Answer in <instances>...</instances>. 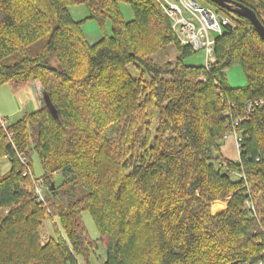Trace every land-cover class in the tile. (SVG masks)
<instances>
[{"label": "trees", "instance_id": "1", "mask_svg": "<svg viewBox=\"0 0 264 264\" xmlns=\"http://www.w3.org/2000/svg\"><path fill=\"white\" fill-rule=\"evenodd\" d=\"M119 1L0 0V86L38 80L56 114L43 100L5 126L0 118V158L10 162L0 175V264H90L97 239L81 220L84 210L105 246L102 264L260 258L264 107L237 125L238 161L222 154L221 143L231 118L264 96V42L234 15L215 39L210 66L187 64L196 50L177 39L157 0H126L128 21ZM229 1L252 9L264 25V0ZM69 4H84L99 22L109 18L111 33L89 43ZM168 44L175 59L155 63L150 56ZM234 64L243 86L227 82ZM129 65L147 77H135ZM116 121L112 142L106 129ZM34 152L39 178L30 166ZM35 179L43 201L26 188ZM53 217L61 230L41 237L43 221Z\"/></svg>", "mask_w": 264, "mask_h": 264}, {"label": "rangeland", "instance_id": "2", "mask_svg": "<svg viewBox=\"0 0 264 264\" xmlns=\"http://www.w3.org/2000/svg\"><path fill=\"white\" fill-rule=\"evenodd\" d=\"M204 1V0H202ZM208 4L206 1H204ZM119 8L124 20H131L133 17L131 6L125 1H119ZM210 5V4H209ZM68 10L71 13V16L74 20H80L81 28L83 34L89 43H93L98 40L104 34H110L112 23L109 18L104 19L102 22H99L97 19L88 17V9L84 4H69ZM236 16V15H235ZM232 24L235 22V18L230 16ZM264 20V17H263ZM177 51L173 44L166 45L162 50L155 51L150 57L151 59L158 64H163L167 61H173ZM187 64L192 65H203L205 63V52L203 49L196 50L192 55H190L186 60ZM51 63L54 65L56 63L55 59L51 60ZM128 70L135 77L146 78L147 75L145 72H142V68L136 65H129ZM226 79L229 85L231 86H243L245 84V75L240 67V65L234 64L226 69ZM33 83V84H32ZM37 85L41 90L35 92ZM42 84L38 80L29 81L26 83L18 84L15 82L5 83L0 86V118L3 119V123L9 124L18 120L20 117L24 116L27 113L32 112L39 108V103L42 105L44 100V95L42 93ZM157 120L153 122L155 125ZM5 126V125H4ZM121 123L117 122L114 125H110L106 129L107 136L111 139L110 141L114 142L117 139V134H119ZM232 139V138H230ZM228 138L223 139L221 143V149L225 152L230 158L234 161L239 160L238 151L236 152L235 148L232 150L226 149V141ZM233 140V139H232ZM120 149H125L123 145L118 144ZM31 171L35 178H39L42 175V169L39 163L36 152L32 153L30 161ZM217 165V164H216ZM10 168V162L6 157L0 158V175L5 174ZM236 174L232 175V178L235 179ZM57 178V177H56ZM59 179H56L58 182ZM32 184H27L26 188L30 189ZM83 224L89 233L88 235L97 239V246L95 251L90 256V264H102L104 261V245L99 240L97 228L93 222V219L90 213L84 210L81 213ZM56 230H61V227L57 221V217H53L51 220L46 218L43 221L41 228V237L46 235H55L58 233Z\"/></svg>", "mask_w": 264, "mask_h": 264}, {"label": "built area", "instance_id": "3", "mask_svg": "<svg viewBox=\"0 0 264 264\" xmlns=\"http://www.w3.org/2000/svg\"><path fill=\"white\" fill-rule=\"evenodd\" d=\"M164 13L169 17L171 26L177 39L185 45H190L194 50L203 49L205 52L204 66L208 68L214 61L213 46L215 39L223 30L232 26L231 12H223L206 4L202 0H157ZM228 26V27H227ZM264 107V96L248 100L243 108V113H237L231 118L230 128L223 139L232 138L239 153L241 132L237 125L243 119L242 115H249L254 107ZM26 167L24 174L29 173ZM29 189L38 200L43 201V185L40 180H32ZM262 256L248 264H264V250ZM247 264V263H246Z\"/></svg>", "mask_w": 264, "mask_h": 264}, {"label": "water", "instance_id": "4", "mask_svg": "<svg viewBox=\"0 0 264 264\" xmlns=\"http://www.w3.org/2000/svg\"><path fill=\"white\" fill-rule=\"evenodd\" d=\"M210 1L215 3L218 7L225 9L236 16L246 18L251 23V25L254 27V29L256 30V32L264 42V25L252 9L239 3L237 4L232 3L229 0H210ZM44 101L49 106L50 108L49 110H51L53 115H56L54 109L50 105L49 99L46 96H44ZM52 187H54V185H52Z\"/></svg>", "mask_w": 264, "mask_h": 264}, {"label": "crops", "instance_id": "5", "mask_svg": "<svg viewBox=\"0 0 264 264\" xmlns=\"http://www.w3.org/2000/svg\"><path fill=\"white\" fill-rule=\"evenodd\" d=\"M33 84V83H32ZM34 86H36V88H35V92L37 93V92H39L41 89L40 88H38L37 87V85H34ZM41 106V104L39 103V107ZM225 146H226V149H228V150H232L233 148H235V144H234V141L232 140V139H228L227 141H226V144H225ZM235 150H236V148H235ZM221 152H222V154L225 156V157H227V158H230V156H228L225 152H223V150L221 149ZM236 152H237V150H236ZM238 153V152H237ZM238 155H239V153H238ZM231 159V158H230Z\"/></svg>", "mask_w": 264, "mask_h": 264}, {"label": "bare ground", "instance_id": "6", "mask_svg": "<svg viewBox=\"0 0 264 264\" xmlns=\"http://www.w3.org/2000/svg\"><path fill=\"white\" fill-rule=\"evenodd\" d=\"M2 125H4V123H2Z\"/></svg>", "mask_w": 264, "mask_h": 264}]
</instances>
